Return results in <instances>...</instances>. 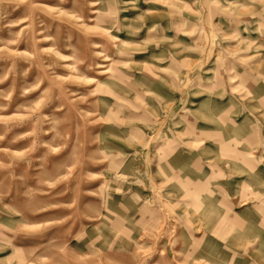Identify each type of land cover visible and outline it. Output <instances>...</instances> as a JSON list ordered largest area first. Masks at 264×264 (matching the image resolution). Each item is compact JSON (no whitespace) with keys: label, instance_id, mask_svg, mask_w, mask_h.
I'll return each instance as SVG.
<instances>
[{"label":"rangeland","instance_id":"obj_1","mask_svg":"<svg viewBox=\"0 0 264 264\" xmlns=\"http://www.w3.org/2000/svg\"><path fill=\"white\" fill-rule=\"evenodd\" d=\"M0 264H264V0H0Z\"/></svg>","mask_w":264,"mask_h":264}]
</instances>
